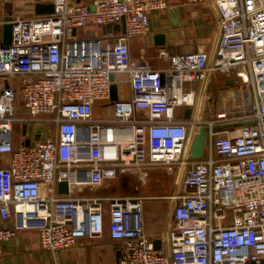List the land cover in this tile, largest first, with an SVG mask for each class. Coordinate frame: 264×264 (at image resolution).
<instances>
[{
  "label": "built area",
  "instance_id": "2783aa9c",
  "mask_svg": "<svg viewBox=\"0 0 264 264\" xmlns=\"http://www.w3.org/2000/svg\"><path fill=\"white\" fill-rule=\"evenodd\" d=\"M47 1L52 14L13 20L11 43L0 46V161L7 157L0 221L13 216L15 230H35L55 258L81 238L100 237L107 206L108 236L120 243L117 264H264V0H208L220 28L211 63L204 52H160L162 70L133 60L128 43L149 33V14L164 13L165 0ZM122 21L124 33L81 35ZM116 74L128 76L130 99L110 102ZM211 74L239 87L231 105L204 120L185 86L205 84ZM108 106L112 118L97 120L94 110ZM240 122L252 123L216 129ZM36 125L43 140L32 139ZM201 128L207 157L195 160L190 146ZM154 168L175 176L174 194L79 195L122 176L144 185ZM145 200L172 204L165 251L143 232ZM14 234L0 226V257Z\"/></svg>",
  "mask_w": 264,
  "mask_h": 264
},
{
  "label": "crops",
  "instance_id": "0c3cea01",
  "mask_svg": "<svg viewBox=\"0 0 264 264\" xmlns=\"http://www.w3.org/2000/svg\"><path fill=\"white\" fill-rule=\"evenodd\" d=\"M168 6L164 13H150V31L148 34L131 38L129 40V53L133 60L141 58L155 70H162L167 66V61L160 57V52L166 56L194 54L204 52L209 63L216 49L220 28L218 17L213 6L208 0L200 2L194 0H165ZM47 0H0V46H2L3 29L15 19H33L43 15L36 12L37 5H47ZM84 31H93L92 37H102L113 30L104 27L88 28ZM114 32V31H113ZM158 42V43H157ZM113 84L117 87L118 100H128L131 92L126 74L113 76ZM186 90L195 94L196 104L201 105L200 116L207 118L209 112L218 107L231 105L232 95L239 87V81L234 78H226L220 74H211L207 82L185 86ZM109 109V116L99 114L101 110ZM97 111V116H96ZM97 120H110L111 108L97 107L94 110ZM177 118H180L176 115ZM18 137L14 138L15 145ZM207 157V152H204ZM203 157V158H204ZM7 157H2L0 166L5 165ZM162 168H154L149 171V180L142 185L135 178L122 176L108 184L117 187L114 194L97 197H168L175 193L176 182L168 195L158 194L155 175ZM157 180V179H156ZM103 187V185H102ZM101 188V187H100ZM97 190H92L97 193ZM137 188V190H135ZM89 189V188H88ZM81 190L79 195L84 193ZM91 190V189H90ZM89 190V191H90ZM43 195L48 193L42 188ZM83 196V195H82ZM172 204L166 200H145L143 203L142 227L143 232L153 241L159 242V249L165 251L168 248L167 237L174 229V221L171 217ZM104 220L108 226L107 206H105ZM0 226L14 230V236L3 243L0 264H117V254L120 243L106 237L81 238L76 245L68 250L59 252L55 258L42 250L39 245L38 235L35 230H15L13 216L5 222L0 221ZM108 234V233H107Z\"/></svg>",
  "mask_w": 264,
  "mask_h": 264
},
{
  "label": "water",
  "instance_id": "95a60500",
  "mask_svg": "<svg viewBox=\"0 0 264 264\" xmlns=\"http://www.w3.org/2000/svg\"><path fill=\"white\" fill-rule=\"evenodd\" d=\"M36 13L38 15H49L53 13V7L51 4L47 5H37L36 7ZM8 22L6 26L3 29V40H2V46H9L11 43V24L9 23V19L5 20ZM106 29L108 30H113L114 32L118 33H124L125 32V27H124V22H121V25H115L113 27L111 26H106ZM158 43V42H157ZM110 81L112 82L110 86V94H109V99L110 102H114L118 100L117 97V87L115 84H113V77L110 76ZM190 116V110L186 109L184 111L183 118L188 119ZM252 122H240V123H234V124H229V125H224V126H217L216 129H224V128H233V127H240L244 126L247 124H251ZM40 126L36 125L33 128L34 135L32 136V139L35 141L38 140H43L44 136H40ZM29 145V139L25 141V146ZM204 150H205V128H201L199 130V133L197 136H195L192 141H191V146H190V157L195 160L202 159L204 157ZM58 191L59 193L65 194L67 192V187L65 183H60L58 186ZM154 248L156 250L159 249V242L155 241L154 243ZM120 253L117 254V261L119 259Z\"/></svg>",
  "mask_w": 264,
  "mask_h": 264
},
{
  "label": "rangeland",
  "instance_id": "374dc122",
  "mask_svg": "<svg viewBox=\"0 0 264 264\" xmlns=\"http://www.w3.org/2000/svg\"><path fill=\"white\" fill-rule=\"evenodd\" d=\"M93 34H94L93 31L81 32V35L83 37H92ZM181 112H182L181 110H177L176 111V115L178 117H180L181 116ZM99 114L103 115V116H109V109H106V111L102 109L101 111H99ZM96 116H97V111H96ZM205 119H206V117L204 116V120ZM19 133H20V127L18 125H15L14 126V131H13V139L15 137H18ZM154 177L157 179V180L155 179L156 187L159 188L158 189L159 192H157V193L158 194H162V195H168L170 193L172 187H173L174 182H175V176L174 175L167 176L164 171H162V172L158 171V174H156ZM108 183L109 182H106L103 185V187H101L97 191V193H95V191H92V190L86 188V190H84V193L82 195L83 196H88V197H93V196L110 195V194H114V192H118V190H117L118 188L117 187H114L113 185L111 186ZM107 233H108L107 232V225H106L105 220H103L101 236L102 237H106V236H108Z\"/></svg>",
  "mask_w": 264,
  "mask_h": 264
}]
</instances>
